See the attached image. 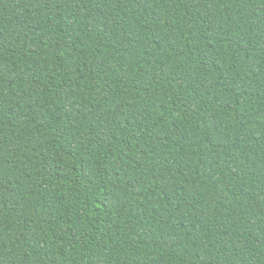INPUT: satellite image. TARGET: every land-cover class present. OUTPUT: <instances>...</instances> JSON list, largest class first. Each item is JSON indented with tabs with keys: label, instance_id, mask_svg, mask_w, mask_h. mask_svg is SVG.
Returning a JSON list of instances; mask_svg holds the SVG:
<instances>
[{
	"label": "trees",
	"instance_id": "1",
	"mask_svg": "<svg viewBox=\"0 0 264 264\" xmlns=\"http://www.w3.org/2000/svg\"><path fill=\"white\" fill-rule=\"evenodd\" d=\"M0 264H264V0H0Z\"/></svg>",
	"mask_w": 264,
	"mask_h": 264
}]
</instances>
